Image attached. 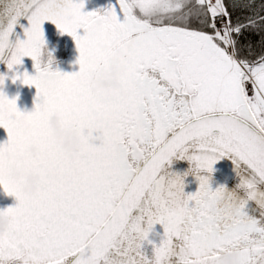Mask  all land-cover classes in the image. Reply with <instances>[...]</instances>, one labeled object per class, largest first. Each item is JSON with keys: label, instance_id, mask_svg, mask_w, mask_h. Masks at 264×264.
<instances>
[{"label": "snow or ice", "instance_id": "1", "mask_svg": "<svg viewBox=\"0 0 264 264\" xmlns=\"http://www.w3.org/2000/svg\"><path fill=\"white\" fill-rule=\"evenodd\" d=\"M84 9L0 0V188L16 201L0 209L11 220L0 264H223L229 253L264 264V0ZM46 21L73 38L78 71L53 69ZM25 57L34 75L20 71ZM113 69L119 88L93 90ZM8 79L36 88L31 111L2 90ZM52 116L78 134L74 154ZM224 158L235 183L213 187ZM174 161L189 167L178 173ZM13 170L37 175V190Z\"/></svg>", "mask_w": 264, "mask_h": 264}, {"label": "rangeland", "instance_id": "2", "mask_svg": "<svg viewBox=\"0 0 264 264\" xmlns=\"http://www.w3.org/2000/svg\"><path fill=\"white\" fill-rule=\"evenodd\" d=\"M97 2V8L104 7L109 3V0H85V11H93L96 10L94 7V2ZM43 29L45 32V40L47 44V49L53 53L54 59L56 60L57 57H61L63 54L65 55L61 60H58L57 65L55 63L53 64V69H58L61 72L64 73H71L74 71L79 70V65L75 63L77 57H78V51L75 46V42L73 38L67 34L61 35L59 30L56 28L54 24L51 22H45L43 25ZM21 38H22V32H21ZM57 47V48H56ZM25 64V67L23 65ZM23 65L20 67V71H27L29 74H35V70L33 68V62L30 58L25 57L23 60ZM7 70L3 68V72H6ZM105 79V78H100ZM11 79L6 80V83L9 82ZM7 85V84H5ZM9 86V87H8ZM5 94L11 99L18 97L17 99V107L21 111H31L34 107V98L36 96V88L34 86H27L23 85L20 81H16L15 83L11 82L3 87L2 89ZM60 127V124H59ZM53 133L56 134V132L52 129ZM7 140V133L3 128H0V143H3ZM230 163H228L225 160H220L214 165L215 173L219 174L220 171H226L228 169H231V172H226V174H233L234 171L229 166ZM180 165L184 167L182 171H186L189 167V164L186 161H175L173 166ZM172 166V167H173ZM226 169V170H225ZM190 176V175H189ZM187 176L185 178L186 188L185 191L187 192H194L198 187V182L194 180L195 178H192L191 183H189L190 177ZM219 177H222V173L217 175ZM220 184H226L224 182H213V187H216ZM16 203L15 198L12 196H8L5 194L2 188H0V209H4L10 206H14Z\"/></svg>", "mask_w": 264, "mask_h": 264}, {"label": "clouds", "instance_id": "3", "mask_svg": "<svg viewBox=\"0 0 264 264\" xmlns=\"http://www.w3.org/2000/svg\"><path fill=\"white\" fill-rule=\"evenodd\" d=\"M107 79H94L92 81L93 90L95 89H104L105 91H112L119 88V81L116 71L109 70L104 74ZM50 127L56 132V140L63 148V150L69 155L74 154L78 151L79 147V137L75 131L68 132L66 134L61 133L59 127V121L55 116L49 118ZM28 152L32 155L36 154L35 147H30ZM12 176L14 179H23L25 191L35 192L36 189V181L38 180V176L35 174H24L22 172L13 170ZM11 223L10 218L7 215L0 216V230L5 229ZM223 264H236L235 255L233 253H229L226 257H224Z\"/></svg>", "mask_w": 264, "mask_h": 264}, {"label": "flooded vegetation", "instance_id": "4", "mask_svg": "<svg viewBox=\"0 0 264 264\" xmlns=\"http://www.w3.org/2000/svg\"><path fill=\"white\" fill-rule=\"evenodd\" d=\"M94 7H95V9L98 7L96 1L94 2ZM56 48H57V47H56ZM64 56H65V55L63 54L61 57H57L56 60H55V65H57L58 60H61ZM57 59H58V60H57ZM20 67H22V66H20ZM23 67H25V64L23 65ZM3 68L7 70L6 65H4ZM3 68L0 70V73L3 72ZM10 82H11V80H10L9 82H7V83H6V81H5V84L8 85ZM7 85H4V87L7 86ZM8 87H9V86H8ZM229 166H230V168L233 169V165L229 164ZM225 170H226V169H225ZM217 171H219V174L222 173L223 176H222V177H219V176H217V175H219V174H216L215 172H213V173H212V180L214 179L215 181H218V182H220V183H221V182L227 183L229 187H231V186L235 183V173H233V174H231V175L226 174V172H227V173H228V172H231V169H228V170H226V171H220L219 168H218ZM189 177H190L189 183H191V180H192V178H194V177L191 176V175H190ZM194 180H195V179H194Z\"/></svg>", "mask_w": 264, "mask_h": 264}, {"label": "bare ground", "instance_id": "5", "mask_svg": "<svg viewBox=\"0 0 264 264\" xmlns=\"http://www.w3.org/2000/svg\"><path fill=\"white\" fill-rule=\"evenodd\" d=\"M183 169H185V168L180 166V165H176V166L172 167V170H174L178 173H183L184 172V171H182ZM154 231L157 233H162L163 229L160 225H156Z\"/></svg>", "mask_w": 264, "mask_h": 264}, {"label": "water", "instance_id": "6", "mask_svg": "<svg viewBox=\"0 0 264 264\" xmlns=\"http://www.w3.org/2000/svg\"><path fill=\"white\" fill-rule=\"evenodd\" d=\"M3 66H4V64H3V63H0V70L3 68ZM222 160H225V161H227L228 163H230L231 165H233L232 162H231V160L228 159V158H224V159H222ZM174 163H175V161L173 162V164H174ZM173 164H172V166H173Z\"/></svg>", "mask_w": 264, "mask_h": 264}, {"label": "trees", "instance_id": "7", "mask_svg": "<svg viewBox=\"0 0 264 264\" xmlns=\"http://www.w3.org/2000/svg\"><path fill=\"white\" fill-rule=\"evenodd\" d=\"M26 24V22H24ZM212 182H216V183H219L218 181H215L214 179L212 180Z\"/></svg>", "mask_w": 264, "mask_h": 264}]
</instances>
